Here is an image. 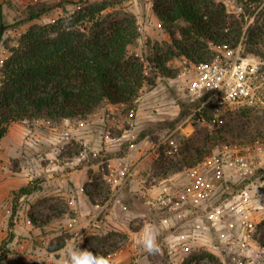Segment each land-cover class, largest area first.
Segmentation results:
<instances>
[{
    "label": "trees",
    "instance_id": "1",
    "mask_svg": "<svg viewBox=\"0 0 264 264\" xmlns=\"http://www.w3.org/2000/svg\"><path fill=\"white\" fill-rule=\"evenodd\" d=\"M30 1L36 3L28 7L25 23L39 21L52 10L42 0ZM234 1L239 13L230 12L221 0H153V13L169 42L147 41V60L130 56V47L140 38L139 25L133 13L109 11L119 4L117 0L78 5L73 13L64 11V16L51 24H34L10 48L0 69V143L14 123L85 121L104 104L135 112L145 84L154 85L144 75L146 64L156 76L174 79L178 71L170 67L172 61L209 63L215 59L216 49L223 47L237 49L241 45L243 55L264 60V0ZM203 100L182 105L180 115L169 127L188 117L190 107H199ZM194 120L195 131L183 141L178 154L168 155L171 147L167 145L159 150L147 185L194 168L226 142L264 139V109L245 106L215 118L212 108L207 107ZM38 189L28 185L13 193V216L19 199ZM84 191L92 202L97 197L105 203L111 197L102 177ZM30 220L34 224L39 221L33 215ZM107 236L89 237L82 249L107 258L121 248L107 240L127 238L115 232ZM57 243L58 248L66 245L61 238ZM48 250L54 251L53 244ZM203 256L222 264L212 253L204 251ZM4 257L2 253L0 263Z\"/></svg>",
    "mask_w": 264,
    "mask_h": 264
},
{
    "label": "rangeland",
    "instance_id": "2",
    "mask_svg": "<svg viewBox=\"0 0 264 264\" xmlns=\"http://www.w3.org/2000/svg\"><path fill=\"white\" fill-rule=\"evenodd\" d=\"M42 1L51 6L52 10L39 21L25 23L28 17V7L35 4L36 1L0 0V11L3 16V21L0 23V60H4L10 55V48L16 46L21 36L28 32L34 24H51L63 17L64 11L73 13L78 5L82 6L93 2H102L103 0ZM117 1L119 4L109 11L123 10L133 13L136 17L145 18L146 10L143 12L141 10L145 6L142 0H137L140 9L138 15L135 14L138 12V6L130 3L132 0ZM221 1L227 5L230 12H240L231 0ZM60 4L63 6H60ZM142 14L144 17H142ZM147 19H144V21H147L146 24L149 29L144 30V25L140 26L138 24L140 38L129 49L130 56L141 57L143 60H147L150 56L147 41L169 42V37L162 29L157 24H152L149 18ZM138 20L139 18H137ZM216 53L221 54V51L216 49ZM181 64L182 60L176 59L170 63V67L179 72ZM1 67L2 65L0 64V69ZM146 67L150 74L146 78L153 80L154 85L146 83L141 90L134 112L135 115L138 112L139 116L134 117L132 121L134 125L130 124L131 113L126 108L114 106L109 111L107 104H104L88 120H74L75 123L83 122L85 127L72 134L66 145L67 149L58 155L55 152L58 146L50 142L49 138L52 137L51 129L59 126L54 123L38 124L39 122H28V125H36L34 126L36 129L35 137L38 139L37 143H33L35 147L27 146L34 151L30 153V163L36 164L34 162L36 160L38 166L42 164L50 166L55 159L62 158L64 161L80 159V161L85 163L99 164L100 171L93 172L91 179L94 181V179L102 177L105 185L109 186L111 190L112 184L109 179L104 178L103 168H106L110 163L115 164L118 158L125 155L132 159L130 153L134 151L132 145L136 141L145 139L149 143L145 149V155L149 154L150 145L156 148L157 154L166 145L171 147L168 155L175 156L178 154L183 141L193 135L196 122L193 119L185 123L189 115L173 128H170L169 124L178 118L183 108L182 105L196 103L197 99L189 96L177 83L172 82V79L156 76L152 73L149 64H146ZM195 108L197 107H190L191 113ZM189 124L193 126V133L190 135L187 134L191 131L188 128ZM124 134L126 136L122 137ZM142 135L146 137L142 138ZM85 137L88 139L86 146L80 143L84 141ZM45 146H48L50 150L46 151V149L42 148ZM48 153H51L52 158L48 159ZM80 153H84V157L81 158L79 156ZM158 155L152 156L146 162L147 164L143 168L142 174L150 173V167L159 157ZM115 177L120 176L115 173ZM40 178L41 176H37V180L33 183L37 188L41 187L39 185L42 183ZM179 178L180 181L188 178L187 170L182 172ZM131 181L132 179L130 178L126 184H130ZM92 183H88V185L91 186ZM242 191L247 192L248 202L244 205L243 211L237 212L234 195ZM121 193L117 195L120 199L123 196ZM44 195H46V192L43 195L34 196L38 198L33 197L34 199L31 198L29 200L28 204L34 206L30 213L41 221L50 216L48 215L49 209L53 210L52 212L59 219L58 222L61 227V233L58 237L65 240L66 244V240L71 238L68 230L64 229V225H67L72 215L69 210V204L60 197L51 198ZM94 201L100 205L104 204L102 198L96 197ZM127 201L129 202L127 206L134 213L131 220L127 219L132 229L138 230L151 223L159 231L158 244L160 251L157 254L149 255L142 248L140 252L141 260L137 264H215L208 257L203 256L204 251L214 254L220 259L222 264H264V171L245 180L228 178L223 181L219 185V191L216 196L212 197L209 202H203L204 204L202 205L206 208L197 213L196 216L189 212L185 220L179 219L175 213L165 214L154 211L148 206L144 197H127ZM212 204L221 209L218 226H212L208 222L207 217L212 211ZM106 209L101 210L105 212L107 211ZM102 217L103 214H100L99 220ZM164 219H167L168 223H164ZM197 225H201L202 228L196 229ZM108 233H101V235L98 234L97 236L108 237ZM92 236L94 235H89L88 238ZM59 238L55 237L54 245L58 244L57 239ZM107 241L122 247L127 243V238L111 237ZM79 242L81 243V240L78 239L77 246H79ZM82 246L80 247L81 249Z\"/></svg>",
    "mask_w": 264,
    "mask_h": 264
},
{
    "label": "crops",
    "instance_id": "3",
    "mask_svg": "<svg viewBox=\"0 0 264 264\" xmlns=\"http://www.w3.org/2000/svg\"><path fill=\"white\" fill-rule=\"evenodd\" d=\"M142 2L145 6L141 10L142 12L146 10V16L145 18L137 16L139 18L138 24L140 26L144 25V30H148L147 21L145 22L144 19L149 18L152 24H157L159 27L158 19L152 9L153 0H142ZM130 3L138 6V12L135 13L138 15L140 9L137 0H132ZM142 17H144L143 14ZM107 107L111 111L114 106L107 104ZM138 116L139 113L137 112L135 117ZM36 123H54L59 126L64 121L40 120ZM34 126L36 125H25L23 122L14 123L9 127L6 136L0 143V257L2 253L5 254L4 260L0 264H31L36 261H42L47 264H59L65 257L67 249L77 246L78 239L86 231L94 236L108 232L127 235V243L107 257L109 264L139 263L141 260L140 252L143 248L140 238L145 226L152 224H146L138 230L130 227L127 219L131 220L134 213L127 206L129 203L127 197H143L147 191L155 193L164 186H170L174 190L182 189L198 178V174L196 175L198 171L195 169L187 170L188 178L184 181H180L179 176L182 174L180 173L170 176L166 180L158 181L154 186L147 185L146 181L147 177H149V172L146 174L141 172L145 168L146 162L151 158L145 155V149L149 143L145 139H140L132 145L134 150L130 153L132 159L125 155L118 158L115 164H109L117 171L118 175L123 174L126 170L133 169L132 181L130 184L124 185L125 188L122 187L116 194L117 196L122 192L123 196L121 199L118 196L114 197L106 207L107 211L103 212L101 210L102 205L92 202L84 191V188L89 186L88 183H90L92 173L100 171V165L85 163L80 161V159L64 161L62 158L55 159V163L51 161L52 165L50 166H45L44 164L38 166L36 160H34L36 164L30 163V153L34 151L27 147L31 143H29L28 139L30 138H27L26 134L28 130L36 134ZM125 136L126 134L122 137ZM49 141L52 143L57 142L56 139H53V135L49 138ZM87 142L88 139L85 137L84 141L80 143L86 146ZM31 146L35 147L34 145ZM45 147L42 148L46 149V151L50 150L48 146ZM153 148L154 146L150 145L148 151L150 155ZM50 158H52L51 153H48V159ZM37 176H41L40 181L42 183L39 185L42 188L40 187L30 196H22L18 201L17 212L13 216V193L22 187L33 185L37 180ZM45 192L46 195L44 196L51 198L60 197L69 204V210L72 215L67 225H64V229L68 230L71 238L66 240L64 248H58V245H54L55 237L59 238L58 236L61 233V227L58 222L59 219L52 212L53 210L49 209L48 215L50 216H47L44 220H39L38 224H34L30 220V215H32L30 210L34 206L28 204L29 200L34 196L43 195ZM202 204L204 203L190 204L185 211L196 216L197 213L206 208ZM212 208H215V205ZM100 214H103V217L99 220ZM83 242H79V247L83 245ZM50 243L51 245L53 244V252L48 250L51 246ZM2 247H5L4 252Z\"/></svg>",
    "mask_w": 264,
    "mask_h": 264
},
{
    "label": "built area",
    "instance_id": "4",
    "mask_svg": "<svg viewBox=\"0 0 264 264\" xmlns=\"http://www.w3.org/2000/svg\"><path fill=\"white\" fill-rule=\"evenodd\" d=\"M235 4L234 0H231ZM227 6V5H226ZM160 27V26H159ZM221 54H217L215 59L209 63L191 64L182 59L180 71L172 82L177 83L181 89L185 90L189 96L197 100L204 99L201 105L193 110L185 123L193 120L196 115H201L204 108L211 107L215 118L222 116L228 111H234L245 106H252L264 109V60L254 55H243L242 46L237 49L223 47L219 49ZM3 64V60H0ZM145 77H149L147 68L144 71ZM136 115L130 114V124ZM202 121H204L202 119ZM28 125V121L23 122ZM83 122L75 123L65 120L59 127L52 128L53 139L57 142L56 154L64 152L68 141L73 133L84 128ZM187 134L193 133V126ZM185 130V129H183ZM31 130L27 131L26 136L31 145L37 143L38 139ZM158 155L156 148L152 154L146 157ZM79 156L84 157V153ZM198 172V178L191 181L188 186L174 190L170 186H164L155 193L148 191L143 195L150 208L159 213H175V215L185 220L188 213L185 211L188 205L209 202L219 191V185L228 178L245 180L255 174L264 171V139L254 142L234 141L226 142L215 149V152L208 155L194 168ZM133 169L126 170L123 174L115 177L117 171L108 165L103 168V176L111 182V197L106 201L101 209H105L114 199L120 189L131 178ZM90 183L93 179H90ZM248 202V194L242 191L234 195V203L237 212L244 209ZM211 206V205H210ZM221 209L212 208L208 215V222L212 226H218L220 221ZM168 223L167 219L163 220ZM197 225L196 229H201ZM91 235L88 231L84 232L79 240L82 242ZM184 238V236H182Z\"/></svg>",
    "mask_w": 264,
    "mask_h": 264
},
{
    "label": "clouds",
    "instance_id": "5",
    "mask_svg": "<svg viewBox=\"0 0 264 264\" xmlns=\"http://www.w3.org/2000/svg\"><path fill=\"white\" fill-rule=\"evenodd\" d=\"M159 231L155 225H146L140 238V243L149 255L160 251L158 244ZM59 264H109L107 258L100 256L88 249L73 246L67 249L65 257Z\"/></svg>",
    "mask_w": 264,
    "mask_h": 264
}]
</instances>
